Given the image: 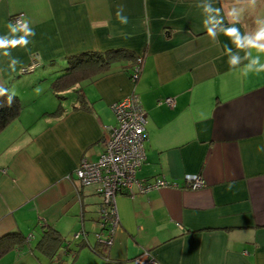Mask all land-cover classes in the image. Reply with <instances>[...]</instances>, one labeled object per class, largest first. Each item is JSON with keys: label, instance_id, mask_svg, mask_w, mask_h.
I'll use <instances>...</instances> for the list:
<instances>
[{"label": "crops", "instance_id": "0c3cea01", "mask_svg": "<svg viewBox=\"0 0 264 264\" xmlns=\"http://www.w3.org/2000/svg\"><path fill=\"white\" fill-rule=\"evenodd\" d=\"M233 6L240 5L0 0V38L27 42L0 49V88L8 86L23 103L0 133V238L24 237L0 264H57L37 249L47 226L78 247L76 255L59 247L66 264H134L145 253L159 264H264V72L252 64L255 49L237 48L222 31L231 26L225 13ZM16 15L26 27L13 32L7 25L17 26ZM258 17L264 0L235 24L241 40ZM109 49L144 55L139 77H132L137 62L123 58L69 89H53L68 56ZM259 59L264 64V54ZM133 93L148 115L138 177L178 187L118 194L120 225L104 250L96 237L101 196L75 173L83 159H99L107 127L116 124L112 104ZM198 173L206 186L185 188V176ZM80 231L86 237L73 239Z\"/></svg>", "mask_w": 264, "mask_h": 264}, {"label": "built area", "instance_id": "2783aa9c", "mask_svg": "<svg viewBox=\"0 0 264 264\" xmlns=\"http://www.w3.org/2000/svg\"><path fill=\"white\" fill-rule=\"evenodd\" d=\"M19 27H26L22 15L13 17V23ZM142 59H138L134 78H138L141 71ZM34 66L25 68L30 71ZM165 102L175 105L174 98H167ZM116 116V124L107 127L103 140V152L97 161L83 159L76 170L78 181L85 186H95L101 196V229L96 237L99 245L105 249L110 248L115 241L120 217L117 207V196L120 193L132 197L139 193H147L161 187H178V184L165 179L146 182L138 177V172L146 161L145 139L147 135L148 115L138 96L132 94L112 104ZM185 188L199 190L206 186L201 174H187ZM86 237L80 231L74 234L73 239ZM134 264H159L148 253L134 259Z\"/></svg>", "mask_w": 264, "mask_h": 264}, {"label": "trees", "instance_id": "16d2710c", "mask_svg": "<svg viewBox=\"0 0 264 264\" xmlns=\"http://www.w3.org/2000/svg\"><path fill=\"white\" fill-rule=\"evenodd\" d=\"M123 58L132 59L137 62L138 59H144V55L139 56L133 51L127 49H109L105 52L90 51L82 52L67 57L69 67L62 75H60L53 82V89L58 93L66 89L71 88L75 83L81 79L91 76L111 67V64L115 61ZM142 66V64H141ZM134 77V74H132ZM137 79V78H136ZM0 89L5 90V95H0V133L15 119H17L23 110V103L18 95L11 92L8 86ZM9 97H11V103L9 104ZM82 105L87 103L85 98L79 99ZM62 108L58 109L53 115L58 116L61 113ZM24 237L21 233H9L0 238V257L13 247L19 240ZM67 243V244H66ZM69 243L71 241L62 238L57 230L51 226H47L43 232L42 238L37 244V249L43 254L48 256L52 262L57 264H66L64 258L58 255L59 247L63 246L66 252H73L77 254L78 247L72 248ZM103 248V247H102ZM104 250H101V254ZM99 252V251H98ZM106 256V255H103Z\"/></svg>", "mask_w": 264, "mask_h": 264}, {"label": "clouds", "instance_id": "9594fccd", "mask_svg": "<svg viewBox=\"0 0 264 264\" xmlns=\"http://www.w3.org/2000/svg\"><path fill=\"white\" fill-rule=\"evenodd\" d=\"M236 4L240 6H233L228 9L225 13L227 18L229 19V23L231 26L225 27L222 29L224 35L228 36L232 39V42L239 49H255L258 55L252 60V64L259 65L256 68L257 74L260 72H264V64L260 63L259 56L260 54H264V18H257L255 20L256 28L254 31L245 32V38L241 40L239 30L235 27V24L240 23L241 18L243 17L247 8H255L257 4V0H236ZM246 5L247 8L244 6ZM216 13L219 15L221 12L220 8L215 9ZM117 18L120 19L119 13H117ZM224 19V17H223ZM127 20H122V23H126ZM20 21H17V26H13L11 22L8 23L7 27L11 28L13 32L19 31ZM35 35L34 32L26 33ZM208 35L212 38H215L217 35L211 29H208ZM27 42L21 39H8V38H0V49H8L15 48L17 46H24ZM8 54L7 52L5 53ZM249 53L246 51L245 55L247 56ZM19 62V61H16ZM237 63V58L233 57L229 60V64L234 65ZM251 67V64L249 65ZM15 70V69H13ZM5 90L0 89V95H5ZM11 103V97H9V104ZM264 150V149H261Z\"/></svg>", "mask_w": 264, "mask_h": 264}, {"label": "rangeland", "instance_id": "374dc122", "mask_svg": "<svg viewBox=\"0 0 264 264\" xmlns=\"http://www.w3.org/2000/svg\"><path fill=\"white\" fill-rule=\"evenodd\" d=\"M77 262H75L74 264H76Z\"/></svg>", "mask_w": 264, "mask_h": 264}]
</instances>
